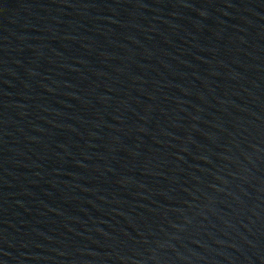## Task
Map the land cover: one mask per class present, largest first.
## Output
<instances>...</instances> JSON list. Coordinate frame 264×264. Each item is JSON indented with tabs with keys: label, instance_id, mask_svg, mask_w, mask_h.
Wrapping results in <instances>:
<instances>
[{
	"label": "water",
	"instance_id": "obj_1",
	"mask_svg": "<svg viewBox=\"0 0 264 264\" xmlns=\"http://www.w3.org/2000/svg\"><path fill=\"white\" fill-rule=\"evenodd\" d=\"M0 264H264V0H0Z\"/></svg>",
	"mask_w": 264,
	"mask_h": 264
}]
</instances>
